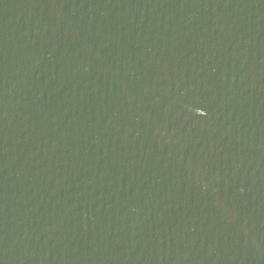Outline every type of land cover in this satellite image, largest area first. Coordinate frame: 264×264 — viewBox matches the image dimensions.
I'll use <instances>...</instances> for the list:
<instances>
[{"label": "water", "instance_id": "water-1", "mask_svg": "<svg viewBox=\"0 0 264 264\" xmlns=\"http://www.w3.org/2000/svg\"><path fill=\"white\" fill-rule=\"evenodd\" d=\"M0 264H264V0H0Z\"/></svg>", "mask_w": 264, "mask_h": 264}]
</instances>
